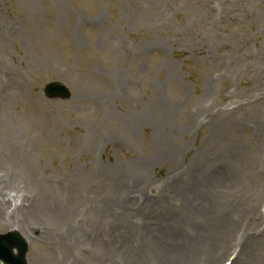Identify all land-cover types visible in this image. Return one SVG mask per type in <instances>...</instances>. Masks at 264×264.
<instances>
[{"label": "rangeland", "instance_id": "1", "mask_svg": "<svg viewBox=\"0 0 264 264\" xmlns=\"http://www.w3.org/2000/svg\"><path fill=\"white\" fill-rule=\"evenodd\" d=\"M192 195L206 229L175 222ZM12 229L27 264H161L174 236L180 264H264V0H0Z\"/></svg>", "mask_w": 264, "mask_h": 264}, {"label": "bare ground", "instance_id": "2", "mask_svg": "<svg viewBox=\"0 0 264 264\" xmlns=\"http://www.w3.org/2000/svg\"><path fill=\"white\" fill-rule=\"evenodd\" d=\"M192 185L193 186L195 185L194 182L192 183ZM173 188H174V190H176L175 186ZM199 188L200 187L195 188V186H194V189H192V190H195V191L198 190L201 192V189H199ZM210 188L217 190L219 193H222L225 189V184L222 182V180H220L217 185H215L214 187H210ZM176 192H178V194H180L181 190L176 191ZM201 199L202 200L195 201L194 195H192L190 198L188 197V203H187L185 209L184 210H178V214L176 215L177 220H175V222L180 225L182 223V220L189 218L187 221L194 223L193 225L195 227L203 228V229L208 228V225H206V224H208L211 221L213 223L214 221L212 219L208 218L204 214L202 207H203V205H205L206 209L208 211H210L211 206H210V204L208 205L206 203V202H208L209 197L204 196ZM208 206H210L209 209H208ZM187 210H189V211H187ZM211 213L214 214L215 212H211ZM204 225H206V226L204 227ZM221 229H228L229 230L228 223L223 222ZM3 236H5V237H3V239L1 240L0 246L2 248L9 247L11 249V251L15 252L18 256L22 255L20 250H18L16 248V246L18 247L16 241L15 240L12 241L11 236H10V239H5V238H8L7 236H9V235H7V236L3 235ZM178 238L186 239L188 237H184V236L183 237H176V236H174L170 241H168V240L163 241V246H161V248H163V249L161 251L167 252L168 254L162 255V257L160 259L161 264H180L181 262H183L185 260L186 254L192 248H198L196 246H189V241L178 239ZM249 241H250L249 236H247V235L245 236V234L242 236V240L239 237L237 238V242L239 244V253L238 254H243L246 251V247H247L246 244H248ZM211 245L213 247V244H211ZM206 248H210V247L207 246ZM228 257H230L231 259H235V254L231 253L230 256H228ZM203 259H204V261H203L204 263L203 262L202 263L207 264V261H208L207 256H205ZM177 260H178V262H176Z\"/></svg>", "mask_w": 264, "mask_h": 264}, {"label": "water", "instance_id": "3", "mask_svg": "<svg viewBox=\"0 0 264 264\" xmlns=\"http://www.w3.org/2000/svg\"><path fill=\"white\" fill-rule=\"evenodd\" d=\"M48 86H49L48 91H47L48 95H54V96L66 95L65 88L62 85H60V84H49ZM8 235L9 236L6 235L8 238H5V239H10V236H11L12 241H14V240L16 241L18 248H19L22 255L14 256L9 247L2 248L0 246V258L5 260L9 264H24V262L22 260V256H23V253L26 249L25 243L23 241H20L19 237L15 233H10ZM3 237H5V236L0 235V242L3 239Z\"/></svg>", "mask_w": 264, "mask_h": 264}]
</instances>
